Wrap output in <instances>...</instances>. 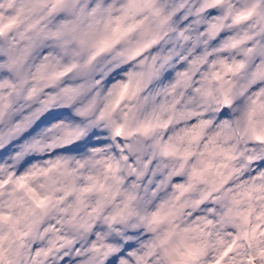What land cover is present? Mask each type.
Listing matches in <instances>:
<instances>
[{"label": "clouds", "instance_id": "clouds-1", "mask_svg": "<svg viewBox=\"0 0 264 264\" xmlns=\"http://www.w3.org/2000/svg\"><path fill=\"white\" fill-rule=\"evenodd\" d=\"M0 264H264V0H0Z\"/></svg>", "mask_w": 264, "mask_h": 264}]
</instances>
